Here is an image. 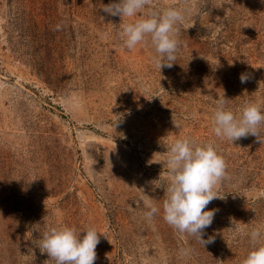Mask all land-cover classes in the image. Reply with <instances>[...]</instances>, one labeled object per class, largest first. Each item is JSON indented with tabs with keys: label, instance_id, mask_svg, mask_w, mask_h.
<instances>
[{
	"label": "rangeland",
	"instance_id": "374dc122",
	"mask_svg": "<svg viewBox=\"0 0 264 264\" xmlns=\"http://www.w3.org/2000/svg\"><path fill=\"white\" fill-rule=\"evenodd\" d=\"M111 2L0 0V264H55L35 244L60 224L96 228L94 264H242L251 245L230 227L264 225V144L215 137L212 116L223 95L264 106V0H154L186 9L161 70L150 44L122 47ZM184 136L227 163L205 248L163 220V162Z\"/></svg>",
	"mask_w": 264,
	"mask_h": 264
},
{
	"label": "clouds",
	"instance_id": "9594fccd",
	"mask_svg": "<svg viewBox=\"0 0 264 264\" xmlns=\"http://www.w3.org/2000/svg\"><path fill=\"white\" fill-rule=\"evenodd\" d=\"M102 10L120 18L118 38L122 47L133 50L137 45L150 44L154 49L151 61L159 70L171 68L176 63L181 47V26L186 18L185 8L178 5L157 8L154 0H112ZM249 79V73L240 74L241 83ZM229 100L225 95L215 99L212 116L214 136L234 143L251 135L264 144L261 136L264 106L248 100L237 111L228 106ZM167 152L163 165L167 167L169 183L158 187L164 188L166 196L162 205L163 220L182 239L193 237L205 248L214 241L212 236L207 240L203 238L205 229L211 226L218 211L205 209L213 200L224 199L218 195V186L228 177L227 163L214 142L197 144L187 136L175 139ZM144 206L143 217L152 224L160 209L151 198L144 202ZM233 221L230 227L233 234L247 235L251 245L242 264H264V225L246 232ZM99 234L95 227L86 226L78 231L74 226L54 225L46 228L35 246L55 264H94L96 248L100 243ZM180 251L188 257L193 250L184 247Z\"/></svg>",
	"mask_w": 264,
	"mask_h": 264
}]
</instances>
